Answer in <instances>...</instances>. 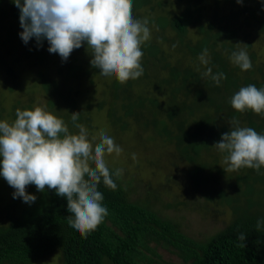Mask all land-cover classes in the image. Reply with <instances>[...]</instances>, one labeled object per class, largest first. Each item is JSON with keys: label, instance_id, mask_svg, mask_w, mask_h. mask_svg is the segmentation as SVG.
Instances as JSON below:
<instances>
[{"label": "trees", "instance_id": "obj_1", "mask_svg": "<svg viewBox=\"0 0 264 264\" xmlns=\"http://www.w3.org/2000/svg\"><path fill=\"white\" fill-rule=\"evenodd\" d=\"M214 1L212 20L198 26L200 38L195 44L183 38L190 19V1L181 13L171 18L164 14L168 13L163 9L165 0L157 1L150 8H157L161 13L150 19L155 23L156 36L141 46L143 75L125 84L114 78L105 86L103 98L96 106L98 109L105 107L106 116L112 118V123H118L120 129L125 127L124 115L132 118L141 115L144 127L150 126L155 134L173 144L180 158L192 164L189 173L194 188L203 195L205 202L229 210L230 221L204 241H196L182 233L175 222L159 216L146 202L129 200L113 176L117 184L115 191L102 182L98 186L109 214L87 238L69 226L66 198L47 190L42 195L44 199L38 197L9 226L0 228V264H31L56 249L60 252V264H106L107 261L112 264H168L161 260L157 247L175 254L182 264H264V225L259 231L255 227L258 220L264 221V199L255 198L264 193V168L259 172L243 168L227 173L224 167L217 165V158L226 154L213 146L221 139V134L229 130L233 118L240 126L264 134V117L251 110L237 112L230 104L231 97L241 87L253 84L264 88V53L260 55L250 49V45H245L252 62V68L247 71H242L230 60L231 53L240 49L238 43L242 36L238 34L242 29L255 30L264 46V0ZM149 3L151 0H133L132 11ZM19 15V9L11 0H0L3 28L0 38L18 42L35 60V65L43 64L45 52L30 46L37 44L35 38L25 44L20 37L23 29ZM167 25L175 31V39L181 44L179 50L184 55H190L193 60L208 49L209 64L183 67L171 64L160 49L162 41L168 40L164 37ZM82 49H87L86 44L73 51ZM208 67L213 74L224 73L226 79L216 85L210 77H203ZM57 74L67 81L87 73L80 65L68 63L66 68H58ZM38 76L45 91L56 90L54 81L41 72ZM132 81L151 83L155 93L167 92L169 108L161 109L153 95L135 94L130 88ZM57 97L68 107L73 104L64 94L57 93ZM116 106L124 111L123 115L116 114ZM146 106L149 109L147 117L143 113ZM210 183L217 187L209 188ZM240 233L246 235L245 241L238 239Z\"/></svg>", "mask_w": 264, "mask_h": 264}, {"label": "clouds", "instance_id": "obj_2", "mask_svg": "<svg viewBox=\"0 0 264 264\" xmlns=\"http://www.w3.org/2000/svg\"><path fill=\"white\" fill-rule=\"evenodd\" d=\"M19 9L20 37L25 44L35 38L37 46L47 40L50 53L66 61L74 49L86 44L90 49V64L101 75L115 77L120 84L135 80L144 73L141 46L152 38L148 20L133 16V0H11ZM242 3V0H237ZM89 52V51H88ZM208 65L210 56L204 49L198 57ZM230 60L242 71L252 68L244 48L233 51ZM216 85L226 79L224 73L213 74L208 67L202 73ZM237 112L251 110L264 117V88L253 84L241 87L230 99ZM80 112L71 113V132L64 120L42 107L17 109L16 118L9 123L0 120V176L14 189L13 198H22L32 204L37 197L26 188L34 185L39 192L53 190L66 198L69 226L82 237L94 232L108 216L103 205L104 195L98 190L104 186L115 191L122 169L111 172L105 156L122 151L114 138L104 131L89 139L88 129L78 123ZM229 130L213 144L218 152L226 154L225 171L237 172L243 168H264V134L251 127H242L233 118ZM264 221L258 220L259 231ZM240 233L238 239L246 240Z\"/></svg>", "mask_w": 264, "mask_h": 264}, {"label": "rangeland", "instance_id": "obj_3", "mask_svg": "<svg viewBox=\"0 0 264 264\" xmlns=\"http://www.w3.org/2000/svg\"><path fill=\"white\" fill-rule=\"evenodd\" d=\"M157 1L159 0H151L147 6L144 5L133 12L134 18L149 20L148 27L152 38L156 36L155 23L150 22V19H155L161 13L157 8L155 10L150 8ZM187 1L191 3L189 6L191 13L183 38L189 41V44H195L200 38L198 26L212 20L215 1L201 0L198 3L195 0H181L178 3L177 0H165L163 9L168 13L164 14L171 18L181 13L187 6ZM196 8L200 10L196 12ZM1 26L2 24H0V37L3 31ZM164 31V37L168 40L162 41L160 49L165 52L171 64L177 67L187 64L201 65L199 55L191 60L190 55H184L179 50L181 44L175 39V31L170 25H167ZM241 31L238 36L241 35L242 39L240 37L238 47L244 48L248 44L250 49H255L258 54L262 55L264 53L262 37L256 35V31L251 27L247 31L243 29ZM2 39L0 38V120L11 123L16 118L18 108L24 110L39 106L64 120L71 132H77L78 129L73 127L71 121V113L80 112L78 123L88 129L90 140L96 137L93 143L99 142V133L104 131L121 147L122 151L119 155L115 153L106 155L105 161L110 170L114 172L116 169L123 170L117 182L126 191L129 200L138 203L146 202L159 216L175 222L182 233L196 241H204L230 221L229 210L205 202L203 195L194 188L189 173L192 164L180 158L173 144L155 134L150 126L144 127L141 115L136 118L124 115L122 121L125 122V127L120 129L118 123H112V118L109 119L106 116L105 107L97 108V102L103 98L102 93L105 86L109 85L115 77H105L100 74L98 68L91 66L90 50L89 52L87 49L72 51L69 58L62 61L58 54L48 51L49 44L47 40H44L41 46L30 45L34 48H41L45 52L43 64L35 65V60L21 45H18V42H6ZM68 63L80 65L87 74L78 79L67 81L61 79L57 74V69L66 68ZM39 72L55 82L54 92L51 89L45 91L42 87L38 78ZM131 83L130 88L135 94L153 95L157 98L161 109L169 108V105H166L169 101L167 92H152L151 83L146 81H132ZM57 93L68 96L73 104L68 107L67 103L58 99ZM106 99L108 100L107 97ZM115 109L116 114L123 115L124 111L119 107L116 106ZM143 113L145 117L148 116L147 106ZM212 148L214 151L215 148ZM223 161L224 157L217 158L218 167H227ZM208 187L213 188L217 185L210 183ZM47 190L39 192L34 185L26 188L28 193L42 199L45 198L42 195ZM13 192L14 189L0 176V228L9 226L30 205L23 202L22 198L14 199ZM255 198L258 201L263 200L264 193H260ZM157 253L161 260L168 264H182L181 260L167 249L157 247ZM60 261V252L56 249L31 264H60ZM106 264L112 263L107 261Z\"/></svg>", "mask_w": 264, "mask_h": 264}]
</instances>
